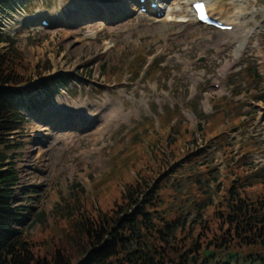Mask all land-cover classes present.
<instances>
[{
	"label": "rangeland",
	"instance_id": "obj_1",
	"mask_svg": "<svg viewBox=\"0 0 264 264\" xmlns=\"http://www.w3.org/2000/svg\"><path fill=\"white\" fill-rule=\"evenodd\" d=\"M42 1L28 3L27 25L6 36L31 77L21 86L23 103H14L25 121L10 137L8 161L19 176L14 202L23 209L21 226L34 254L50 259L60 249L74 258L77 212H109L125 185L158 163V154L177 171L164 172L154 222L179 220L185 264H264L261 247L233 241L219 250L213 244L221 236L214 211L222 209L218 203L233 178L249 174L248 184L264 178V77L256 62V44L264 54V0H240L238 32L240 38L250 34L238 57L231 32L200 31L193 21H180L190 14L184 0L164 1L160 13L138 10L147 21L125 10L137 0ZM210 1L234 25L239 0ZM166 13L174 20L166 22ZM253 71L261 80L250 77ZM43 83L53 90L51 99L44 93L33 104L29 97ZM109 101L119 111L95 141L92 134L102 122L80 117L107 115ZM220 134L221 145L208 141ZM245 190L251 197L264 185ZM194 239L197 253L189 251ZM166 249L158 246L161 253Z\"/></svg>",
	"mask_w": 264,
	"mask_h": 264
},
{
	"label": "trees",
	"instance_id": "obj_2",
	"mask_svg": "<svg viewBox=\"0 0 264 264\" xmlns=\"http://www.w3.org/2000/svg\"><path fill=\"white\" fill-rule=\"evenodd\" d=\"M4 1L0 0V5ZM1 43L4 45L0 47V264H169L172 262L170 256L182 260L184 250L181 251L183 246L179 243L183 234H176L177 231L182 232L179 220L154 222L160 218L157 214L160 204L158 192L163 187L160 183L164 172L169 170L173 174L177 171V166L170 169L171 164L168 165L163 157L158 158V154H154L158 163H152L146 175L137 173L135 180L125 185L120 203H115L109 212L94 216L84 210L77 212L71 224L78 236V239L72 240V248L76 250L74 258L60 249L55 250L50 259L34 254L21 226L23 209L14 202L19 176L12 162L8 161V152L12 147L10 137L21 129L25 121V116L14 107V103H23L21 98L24 93L20 86L29 83L31 77L13 40L0 37ZM250 77L259 79L254 71ZM42 91L46 94L45 99H51L53 90L43 83L35 91V96L29 92V101L36 104L33 98ZM41 102L40 105L45 101ZM214 139H218L221 145L224 136L220 134L208 141L213 142ZM186 155V159H192V148ZM173 156L171 151L170 157ZM244 164L241 162L236 168L240 169ZM248 177L249 174L236 175L218 203L222 209L214 211L221 236L219 242L213 244L219 250L228 249L233 241L238 246L264 249V192L249 197L245 190L256 184L264 185V178L248 184ZM196 242L194 239L189 251L198 252L199 244ZM161 244L169 247L165 254L158 250ZM182 261L179 264L188 262L186 257Z\"/></svg>",
	"mask_w": 264,
	"mask_h": 264
},
{
	"label": "bare ground",
	"instance_id": "obj_3",
	"mask_svg": "<svg viewBox=\"0 0 264 264\" xmlns=\"http://www.w3.org/2000/svg\"><path fill=\"white\" fill-rule=\"evenodd\" d=\"M30 1V0H5L4 3L2 5H0V35H13L16 30L21 26L22 20L24 19V17L26 16L25 11H24V7L26 5V3ZM131 1V0H130ZM133 1V0H132ZM151 2H155V0H148L145 4L146 8H147V12L146 13H150V9H149V3ZM166 0H160L157 1V9L158 12L160 10H164V6L163 3ZM205 2V7H206V11L207 14L210 18H215L221 21H225L227 23L226 20H229L228 17H221L220 16V12L216 11L215 8V3L212 4L210 0H203ZM79 6H82L83 1H78L77 3ZM184 2L186 3V5H188V7L190 8V3L194 2V0H184ZM239 6V7H237ZM241 7L240 4V0L239 2L237 1V4H234L233 6V14L236 16V13H239V9ZM140 8V4L138 3V0L136 1L135 4H133L131 6L130 9H125L128 13L130 14H135L138 18H142L143 20L147 21L148 19L145 18L147 15L141 14L138 10ZM237 11V12H236ZM186 12L190 13L189 14V18L187 19H180V21L182 23H188L193 21L195 24L198 25V27L200 28V31H211L212 29H210L209 27L200 24L199 22H197L194 18V14L191 12V10H186ZM145 17H144V16ZM173 16H170V13H166L164 20L166 22H171L173 19ZM153 22H156V20L153 18L152 19ZM151 20V21H152ZM174 20V19H173ZM239 20V16H236V22H235V29H237L239 27V25L237 24V21ZM150 21V20H149ZM138 22V20H137ZM230 25V24H228ZM231 33L234 34V37H237L236 42H233L232 44H234V55L237 56L238 52H240V50L242 49L243 45L246 44V40H247V35L250 34V32H244L243 37L246 38V40L242 37L240 38V32H236V30H232ZM87 36H91V34H88ZM192 36H194V34H192ZM105 110L107 111V115H100L101 112L99 113H93L92 115H88V116H81L80 118L83 119L82 121H84L87 118H93L94 119H99V121L102 122L103 126H101L100 129L95 130V132H93L92 136L93 139L95 141H98L100 139V137L102 136L103 132L107 129L108 126V121H110V119L115 116L118 111H119V107L117 106L116 102H110L107 105V108H105ZM103 111V110H102ZM99 115V116H98ZM79 128H76V130ZM48 136L51 135V132H47L45 133ZM57 140H59L60 143H65L66 138L63 137V135H57ZM38 152H40V150H38ZM39 154V153H38Z\"/></svg>",
	"mask_w": 264,
	"mask_h": 264
},
{
	"label": "water",
	"instance_id": "obj_4",
	"mask_svg": "<svg viewBox=\"0 0 264 264\" xmlns=\"http://www.w3.org/2000/svg\"><path fill=\"white\" fill-rule=\"evenodd\" d=\"M228 257H233V254H232V253H231V254H229V255H228Z\"/></svg>",
	"mask_w": 264,
	"mask_h": 264
}]
</instances>
